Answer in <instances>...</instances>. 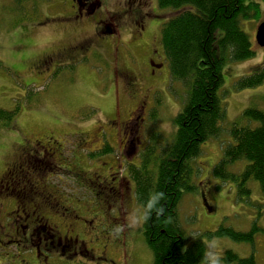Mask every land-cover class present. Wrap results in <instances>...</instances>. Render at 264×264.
<instances>
[{
  "label": "rangeland",
  "instance_id": "374dc122",
  "mask_svg": "<svg viewBox=\"0 0 264 264\" xmlns=\"http://www.w3.org/2000/svg\"><path fill=\"white\" fill-rule=\"evenodd\" d=\"M35 1L34 11L46 16L41 19L43 25L36 23L37 16L30 17L29 0H0V109L15 111L13 127H2L0 121V176L6 173L12 162L21 159L31 143L39 152H42L38 149L42 145L44 148L57 146L55 152L48 149L42 156L34 155L30 165H33L42 181H46L50 191L54 194L57 191L58 199L72 209L71 215H64L57 207V212L47 215L50 223L55 224L59 234L71 229L70 233L88 248H95L93 253L79 254L74 264H152L153 254L143 234V207L134 197L123 215L113 208L108 217H103L107 216L108 203L105 198L102 200V193L87 180V172H105L106 168H101L99 160L115 153L119 155V143L125 140L121 127L134 110L142 115L141 124L144 125L137 145L138 152L152 141V135L156 144L159 141L160 144L170 142L175 130L172 119L183 106L186 88L171 77L167 64L166 80L162 85L145 80L140 87H136L140 95L156 89L153 93L158 95V99H126L131 91L126 90L120 78L116 82L117 56H112L111 48L118 54L120 63L126 64V56L132 55L130 50L137 54L140 61L145 56L133 45L128 34L130 21L127 19L120 23L124 27L122 38L113 41L109 35H97L89 50L72 65L73 68L60 65L54 69L48 65L33 68L40 55L75 37H81L78 30L60 36L62 30L58 28V33L54 28L56 24L57 27L65 25L60 17L70 10V0H57V4L56 0ZM151 1L157 7V0ZM124 2L101 0V10H109L110 14ZM178 10L180 8L157 7L156 15H153V30L147 31L148 40L155 46L156 40L160 39L162 23ZM53 16L57 19L54 20ZM262 21L264 2L261 3L260 19H244L241 22L249 35L254 56L240 61L227 58L222 68L223 83L218 90L220 103L225 110V118L220 124L222 130L219 136L208 138L201 144L197 157L189 159L196 170L191 175V181L198 184V191L184 193L177 204L180 226L186 234L184 246L197 238L204 241L205 259L198 264H219L218 258L225 250H232L240 257L253 255L256 264H264V198L259 183L250 179L247 184L251 194L239 198L234 183L217 179L212 172L213 166L222 157L223 147L232 140L228 133L230 124L234 121L246 124L247 121L240 120V117L248 106L264 109V82L255 87H235V82L252 73L257 64L264 65V47L259 46L255 39L256 28ZM105 45L107 47H103ZM154 84L156 87L152 88ZM153 109L156 111L151 116ZM131 123L133 130L129 139L136 142V119ZM104 143L113 147L115 152L96 154ZM138 152L134 151L133 158L128 161L122 155V167L126 169L127 162L137 163ZM246 164L247 160L241 159L229 164L228 169L240 172ZM18 193H22V190L5 195V206H0V242H8L16 236L11 211L15 198H22ZM1 200L2 197L0 203ZM254 221L260 230L255 233L252 243L227 237L210 240L202 237L204 231L214 230L220 224L247 231ZM5 233L10 234L6 236ZM17 243H0V264L22 263L27 259L28 254ZM103 247L108 249L106 260L99 257Z\"/></svg>",
  "mask_w": 264,
  "mask_h": 264
},
{
  "label": "trees",
  "instance_id": "16d2710c",
  "mask_svg": "<svg viewBox=\"0 0 264 264\" xmlns=\"http://www.w3.org/2000/svg\"><path fill=\"white\" fill-rule=\"evenodd\" d=\"M28 11L36 10L35 0H29ZM264 0H157L158 8L179 9L162 23L160 43L172 78L186 88L182 108L173 116V138L165 144L149 141L139 153L137 163H128V174L134 182V196L144 209V236L153 254L152 264H198L205 259L202 239L184 246L186 234L180 226L177 204L184 193L198 191L191 181L196 172L189 163L201 152V144L219 136L225 110L218 90L223 83L222 68L226 59L240 61L254 56L249 35L242 28L244 19H260ZM38 16V15H37ZM235 82L237 89L255 87L264 82V65ZM156 111L153 109L152 114ZM154 115V114H153ZM15 111L0 109L2 127L14 125ZM239 119V118H238ZM240 120L228 128L231 142L223 147L220 160L213 166L214 177L234 183L239 198L248 197V181L259 183L264 198V109L246 107ZM249 122H255L253 125ZM223 127V126H222ZM112 148L105 147L102 154ZM245 159L240 172L228 165ZM163 193V195H161ZM260 227L254 221L247 231L220 224L206 230L202 237H227L252 243ZM219 264H256L254 256L240 257L225 250Z\"/></svg>",
  "mask_w": 264,
  "mask_h": 264
},
{
  "label": "flooded vegetation",
  "instance_id": "af4514ba",
  "mask_svg": "<svg viewBox=\"0 0 264 264\" xmlns=\"http://www.w3.org/2000/svg\"><path fill=\"white\" fill-rule=\"evenodd\" d=\"M70 2V10H66L63 13L64 15L60 17L65 21V25L57 27L56 24L54 28L58 33L62 30L63 33L60 36H66L69 32L78 30L81 37H75L72 41L56 46L43 56L40 55L41 57L34 62L33 68L40 65H48L50 69H54L59 65L73 68L85 51L89 50L97 35H109L113 41L122 38L121 32H124V27L121 24L127 19L130 21L128 34L133 41V45L145 56L144 60L140 61L137 54L130 50L132 55L129 56L128 54L126 56V64L120 63L118 54L111 48L112 56H117L115 59L116 82L120 78L126 90L131 91L130 97L126 99H158V95L153 93L156 89H151L146 94L141 95L140 93L137 94L136 91V87H140L142 81L152 80L157 82V86H159L166 80L167 60L162 45L159 40H156L155 46L153 42L148 40L147 36V31L153 30V20H155L153 15H156L158 5L156 7L154 1L151 0H139L137 3H134V0H125L115 11L109 14V10H101V0H70ZM32 13L33 15H30V17L33 18L38 14L36 23L43 25L41 19L46 18V16L39 14L37 11H32ZM56 19L57 17H54V20ZM128 46L130 49L129 41ZM103 47H107V45ZM155 87L154 84L152 88ZM143 105L144 101L141 110ZM131 114L124 120L121 127L125 140L123 143H119V155L115 153L110 157L99 160L101 168H106L105 172L102 171L101 173L100 170L87 172V180L95 190L102 193V200L105 198L108 203L107 216L103 215V217H108L110 210L113 208L123 215L129 209L130 203L135 197L134 182L132 179L130 181L128 174V163L130 162H127L125 169L122 167L121 158L123 155L128 161L131 157L133 158L134 151L138 152L137 145L144 125L141 124V122L143 123L142 115H139L137 110L132 111ZM133 119H136L137 124L135 133H138V137H134L136 142L129 139L133 130L130 127ZM35 141L39 142L38 139H35ZM48 142L50 141L48 140ZM53 144L55 145V143ZM30 145L26 152L21 155V159L12 162L6 173L0 176V197H2L0 206L1 204L5 206V195L13 194V191L18 189L22 190V193H18L22 198H15L14 208L11 211L16 236L8 242L2 240L0 243L11 245L18 242L17 245L22 246L23 252L28 254V257L22 263L16 264H74L79 254L93 253L95 248H88L83 241L70 233L71 229H67L64 234H59L55 224L50 223V218L47 215L57 212V207H60L59 212L64 215H71L72 209L64 205L61 199H58L60 197L57 196V191H54L55 194L50 191L51 188L47 187L46 181H42L30 163L35 157L34 155L39 154L42 156L43 152L48 149L50 152H55L57 146L44 148L42 145L38 148L42 152H39L36 147H33V143ZM106 146L112 148L106 154L115 152L113 147L107 143H104L96 152L101 153ZM141 151L137 153L138 156ZM83 177L86 181L84 172ZM130 184L132 185L130 186ZM9 234L5 233L6 236ZM107 250V247L100 250L99 257L101 259H107ZM92 257L95 258L93 255Z\"/></svg>",
  "mask_w": 264,
  "mask_h": 264
},
{
  "label": "water",
  "instance_id": "95a60500",
  "mask_svg": "<svg viewBox=\"0 0 264 264\" xmlns=\"http://www.w3.org/2000/svg\"><path fill=\"white\" fill-rule=\"evenodd\" d=\"M255 39L259 46L264 47V21L257 26Z\"/></svg>",
  "mask_w": 264,
  "mask_h": 264
},
{
  "label": "clouds",
  "instance_id": "9594fccd",
  "mask_svg": "<svg viewBox=\"0 0 264 264\" xmlns=\"http://www.w3.org/2000/svg\"><path fill=\"white\" fill-rule=\"evenodd\" d=\"M161 195H163V193H161Z\"/></svg>",
  "mask_w": 264,
  "mask_h": 264
},
{
  "label": "bare ground",
  "instance_id": "6f19581e",
  "mask_svg": "<svg viewBox=\"0 0 264 264\" xmlns=\"http://www.w3.org/2000/svg\"><path fill=\"white\" fill-rule=\"evenodd\" d=\"M160 52V51H159Z\"/></svg>",
  "mask_w": 264,
  "mask_h": 264
}]
</instances>
